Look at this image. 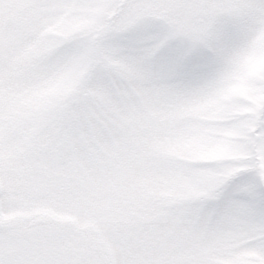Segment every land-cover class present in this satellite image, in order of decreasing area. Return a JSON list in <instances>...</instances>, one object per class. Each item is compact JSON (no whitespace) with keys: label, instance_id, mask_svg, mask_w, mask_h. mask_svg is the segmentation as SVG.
Segmentation results:
<instances>
[{"label":"snow or ice","instance_id":"obj_1","mask_svg":"<svg viewBox=\"0 0 264 264\" xmlns=\"http://www.w3.org/2000/svg\"><path fill=\"white\" fill-rule=\"evenodd\" d=\"M0 264H264V0H0Z\"/></svg>","mask_w":264,"mask_h":264}]
</instances>
